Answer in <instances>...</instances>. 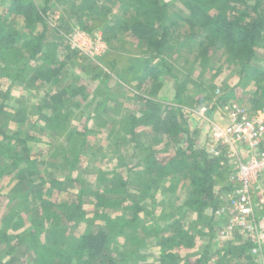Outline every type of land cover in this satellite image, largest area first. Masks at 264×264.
Segmentation results:
<instances>
[{"label":"trees","instance_id":"obj_1","mask_svg":"<svg viewBox=\"0 0 264 264\" xmlns=\"http://www.w3.org/2000/svg\"><path fill=\"white\" fill-rule=\"evenodd\" d=\"M42 1L43 5H39L37 0H4L2 3L6 8L0 12V87L3 80L11 81V85H20V82H24L23 76L28 72H33L36 79L43 84H58L63 78L61 74L67 68V52L61 43L50 42L48 28L52 25L53 31H62L64 23L67 21L62 18L53 25L51 23L53 22L52 12L55 9H60V7L65 8L72 1L76 2L72 8H78V2L82 4V1H84L85 6L89 0ZM122 1L125 11L134 10L135 13L129 18L117 19L115 23L108 22L103 27L104 33L102 35L105 40L119 42L123 39L133 38L140 47L148 52L149 56L134 59L132 65L126 67L125 71L130 72L131 77L129 84L138 89L139 92L136 97L142 106L136 114L115 117L109 138L115 137L117 139L116 147H127L130 143H135L136 148L144 150L147 146L146 142L149 143L151 147L148 146L142 152L140 150L141 153L147 152L144 156L140 155L137 163V166L140 165L143 168L142 173L146 174L144 183L147 185V190H152L154 187L158 189L168 181L171 182L173 188L178 182H187L185 185L187 198L183 205L178 207L177 213H172L171 219L175 220L178 215L181 217L173 222L170 227L168 226L173 236L167 239L161 247V264H180L178 259L183 260V257L174 254L173 251L181 248L192 250L197 245L196 237L189 229L180 224V218L185 219V216H190L192 213L202 218L201 213L207 209H212L214 212L220 209L223 204L216 192V184L219 182L221 186L226 185L227 171L222 168L221 158H212L206 151L198 150V133L191 131L189 120L181 107L185 103L182 85L177 83L174 105L158 99V94L164 86V83L160 81L163 70L166 69L165 71L168 73L172 72L164 57L171 55V52L177 47L182 49L187 47L190 53L195 54V62L207 63L210 61L211 52L214 50L221 51L223 56L236 66L239 79L232 91L220 97L219 103L222 104L221 101L226 102L235 97L237 95L236 88L240 89L250 79H254L259 84L254 96L264 95V71L260 68H254L253 65L255 61L260 59L259 50H264V0ZM178 8L181 9L175 10ZM79 9L78 11H80ZM88 9L91 13L98 14L93 15V17L88 16L89 18L86 17L85 20L81 18L79 22L83 30L92 33L93 28L88 27L89 24L98 21L102 11H107V13L112 11L104 6L101 9L97 8L94 3ZM81 13L84 12L81 11ZM185 28H188V34L184 33ZM196 38L200 39L198 47H194L185 41L182 42L185 39H194L195 41ZM13 58L17 62L24 61V63L17 69H10L12 65L10 60ZM37 59L42 60L40 67H35L34 61ZM149 59H161L162 65L150 67ZM138 62H141L142 67ZM84 72H88V70H84ZM133 73L135 77L131 76ZM121 79L125 83L127 82L124 78ZM77 80H80V77ZM103 82L106 83L105 80ZM146 89L147 91H145ZM71 91L73 90L67 87L63 91L50 90L47 93L48 97L40 107V118L45 120V129L52 127L58 132L63 121L67 119L62 117L66 99L77 94V92L82 93L84 87L72 94ZM109 92L110 90L107 89L108 95ZM108 95L102 107L107 104ZM4 109L5 105L1 103L0 116L5 114ZM45 110H51V113L43 115ZM101 111L102 108H100ZM210 114L212 115V111ZM5 128L0 122V166H3V160H5L2 155L10 156L13 143L18 142L23 145L24 151L27 153V158L23 160V164L19 165L18 171L25 172L30 180H33L34 177L41 178L40 171L32 163L33 151L39 148L31 145L32 143H41V137L27 132L23 138L19 139L17 133L9 135ZM140 128H144V130L148 128V131L140 133ZM88 131L87 128L83 133L71 132V137L78 134L86 136ZM143 137H148L146 142L141 141ZM68 140L70 141V137ZM160 144L166 147V151L171 146L175 151L177 148L175 155L166 153L165 157L160 158L158 149H154V146ZM80 157V153L76 151L73 153V157L70 156L67 159V164L71 165L72 172L64 181L58 179L51 181L49 184L51 187L54 186L52 189L45 192L46 182L43 179H40L41 187L29 183L28 195L38 200L39 217L31 221L34 225L33 230L23 236L8 234V226L5 227L6 229L0 230V238L4 237L2 245L10 244V238L13 236L12 239L15 238V240L10 252L18 248L24 252L23 257H29L33 254L34 259L30 260L31 264H58L57 261L62 258H65L69 263L74 258L77 264H130L134 259L137 260L134 261L136 262L134 264L141 263L138 261L140 258L139 248L143 247L145 243L131 233H127L126 230L127 227H131L140 220L143 209L138 204L126 207V211L132 212L130 219L110 217L107 213V211L114 210L116 206L123 207L124 203L128 201L127 196L121 200L108 197L117 192H123V194L127 192V181L123 180L122 173H120L124 167L123 162H119L116 168L109 173L110 176L105 171L101 172L98 179L99 183L92 186L86 180L84 181L80 175L73 176L76 163L81 159ZM93 159L96 160L97 158L93 156ZM28 163L29 168H26ZM12 167L13 165H8L7 169L4 166L0 167V180L10 176L8 173L11 172ZM132 170H128L129 174ZM68 182L79 186L77 197L71 203L67 200L55 203L52 200L55 195L54 191L59 188L58 191L63 192L60 189ZM104 182L110 183L103 186L102 183ZM118 187L119 189L116 190ZM4 196L0 194V203ZM15 197L22 199L23 203L28 199V196L22 194L13 198ZM88 204L97 210H95L92 219L88 218L86 208ZM21 206L20 203L13 210H17ZM101 209H103L102 213H100ZM71 220L76 224L84 223L89 228L96 227L98 231L94 233L89 230L79 236L72 233L71 237L67 239L63 232L67 230V222ZM211 231L214 232V227ZM44 232L48 233L47 236L51 238L48 243L42 241ZM61 235H63L62 240L67 241L65 248L53 246L54 240ZM121 238L125 239L126 244L131 246L117 260L111 247L114 241ZM132 246L134 249H131ZM251 246L250 244L232 242L222 254L203 253L198 256L194 264L215 263V258L219 264H233L234 261L238 262L236 264H240L241 259L245 257L247 260L252 255ZM17 259L20 260V258ZM16 262V258H12L11 261L0 262V264H14Z\"/></svg>","mask_w":264,"mask_h":264},{"label":"rangeland","instance_id":"obj_2","mask_svg":"<svg viewBox=\"0 0 264 264\" xmlns=\"http://www.w3.org/2000/svg\"><path fill=\"white\" fill-rule=\"evenodd\" d=\"M3 1L0 0V12L4 8L2 5ZM166 1L170 2L171 0ZM37 3L43 5L42 0H37ZM75 3L72 1L65 8L60 7V9H55L52 12L53 22L51 23L53 25L57 24V21L62 18L67 21L64 23L62 31H53L52 25L48 28L50 42L61 43L67 52V68L61 74L63 78L60 83L53 85L43 84L36 79L33 72H28L23 76L24 82H20V85H11V81L3 80L0 87V104L4 103L5 105V114L3 113L0 116V122L6 127L5 131L9 135L17 133L19 139L23 138L27 132L41 137V143L31 144L39 148L33 151L32 163L40 171L41 178L34 177L33 180H30L25 172L21 173L18 171L19 165L23 164V160L27 158V153L21 143H13L10 156L2 155L5 158L3 160L4 168L7 169L8 165H13V167L10 170L11 172L8 173L10 176L0 180V194L5 195L0 203V230L8 226V234L12 233L22 236L33 230L34 225H32L31 221L39 217V206L38 200L28 195L29 183L40 186L42 184L40 179H43L46 182L45 192L52 189L54 186L51 187L49 184L51 181L55 179L64 181L71 174V165L67 164V159L70 156L73 157V153L78 151L81 159L76 163V170H74L73 176L77 177L80 175L84 181L86 180L92 186L99 183L98 179L101 172L105 171L110 176L109 173L116 168L119 162H123L124 167H122L120 173H122L121 177L123 180L127 181V192L124 194L123 192H117L108 197L121 200L127 196L128 201L124 203L123 207L116 206L114 210L107 211V213L110 217L113 216L118 219L126 217L130 219L132 212L126 211V207L138 204L143 209L140 214V220L131 227H127L126 231L145 243L143 247L139 248L140 258L138 261H141L139 264H161V247L166 243L167 239L173 236L168 226L170 227L173 222L181 217L178 215L175 220H172L171 215L174 212L177 213L178 207L183 205L187 198L185 189L187 182H178L173 188L171 182L168 181L158 189L154 187L152 190H147V185L144 183L146 174L142 173L143 168L140 165L137 166V163L140 155H146L147 151L141 152L147 149L148 146L151 147L146 142L148 137L150 140V134L147 138L143 137L141 140L147 144L144 150L136 148L135 143H130L127 147H116L117 139L115 137L109 138L115 117L136 114L142 106L136 97L139 91L134 88V85L129 84L131 82L130 72L125 70L136 59L148 57L149 55L133 38H129V40L123 39L120 42L105 40L102 35L104 33L103 27L108 22L115 23L117 19L129 18L135 12L134 10L125 11L122 0H89V3L85 4V6L83 4L84 1H82V4L78 2L77 5L80 11H78L77 7L72 8ZM92 3L97 8L101 9L104 6L112 11L108 13L107 11H102L103 13L100 15L99 20L92 22L88 26L93 28V32L90 33L92 37H101L106 45L100 55L94 56L74 51L69 46L70 37L75 35L78 29L83 30L79 19H84L88 16L93 17V15L98 14L91 13L88 9ZM81 11L84 13H81ZM183 31L188 34V28ZM199 40V38H196L195 41L194 39H185L182 42L185 41L194 47H198ZM194 55L193 52H189L187 47L184 49L177 47L171 52V55L164 57L172 72L168 73L164 68L165 70L160 76V81L164 83L161 92L158 94L160 101H167L174 105L177 83L179 82L183 88L185 103L181 107L184 111L186 109L198 110L200 107L205 106L209 111H212V115L214 114L217 120L221 118L226 121L234 108H241L251 115L264 116V95L254 96L259 87V84L254 79L248 80L240 89L236 88L235 92L237 95L226 102L221 101L222 104H220V97L227 95L238 84L239 75L236 73V66L223 56L221 51L214 50L211 52L210 61L207 63L195 62ZM259 58L253 63L254 68H260L264 71V50L262 49L259 50ZM10 61H12L10 69L13 70L24 63V61L17 62L14 58ZM149 61L150 67L162 65L161 59H149ZM34 62L36 63L35 67L42 65V60L39 61L37 59ZM138 64L142 67L141 62H138ZM84 70H88V72H84ZM101 73L103 75L99 76L98 74ZM131 76L135 77V74L133 73ZM78 77H80V80H77ZM121 78H124L127 82L125 83ZM104 80L106 83L103 82ZM67 87L73 90L71 94L80 89L82 90V87H84V91L82 93L77 92V94L66 99L67 102L63 106L62 117L67 119L63 121L62 127L58 132L53 130L52 127L45 129V120L42 117L40 118V107L46 101L47 93L50 90L63 91ZM8 88L10 91L7 90ZM107 89L110 90L109 95L107 94ZM107 95L109 96L108 101L111 99V102L102 107ZM100 108H102V112H100ZM48 113L50 114L51 110H45L43 115ZM209 121L199 119L193 115L190 117V129L192 132L198 133L197 148L199 151L205 149L207 131L209 125H211ZM213 121L211 119V122ZM87 128L89 129L88 135L78 134L71 137V132L83 133ZM139 130L141 131L140 133H145L148 128H145V130L140 128ZM69 137L70 141L68 140ZM154 149H158L160 158L165 157L166 153L175 155L177 151V148L175 151L172 146L166 151V147L163 144L154 146ZM93 156L97 159L94 160ZM26 168H29V163ZM129 169H133L130 174L128 172ZM109 183L106 184L104 182L102 185L106 186ZM111 185L114 186V184ZM223 186L218 182L216 184V192L218 193ZM58 189L54 191L55 195L52 200L55 203L64 202L65 200L71 203L77 197L79 186L68 182L60 189L63 192H59ZM118 189L119 187L116 190ZM18 194L28 196V199L23 203V200L19 197L13 198ZM224 199L226 200L225 197L222 198L220 196V201L223 206H226L227 203ZM20 203L22 204L21 208L13 210ZM86 208L88 218L92 219L97 211L96 208L91 204H88ZM102 212L103 209L100 210V213ZM201 215L203 217L199 218L197 214L192 213L190 216H185V219L183 217L180 218V224L189 229L197 239V245L194 249L181 248L173 251L174 254H179L183 257V260L178 259L180 264H194L198 256L206 252L210 255L222 254L232 242L249 244L248 240H245V236L236 235L232 240L226 239L224 241L221 234H219L232 225L233 214L228 215L227 213L215 216L212 209H207ZM213 227L214 232L211 231ZM89 230L94 233L98 231L96 227L89 228L84 223L76 224L71 220L67 222V230H64L63 235L65 234L68 239L72 233L79 236ZM47 235L48 233L46 232L42 235V241L46 243L51 239ZM63 235L54 240L53 246L59 248L67 247V241L62 240ZM3 238H0V262L5 263L6 261H11L12 258H16L17 262L14 264H29L30 260L34 259L33 254L29 255V257H23L25 255L24 252L20 249L18 250V248L10 252L15 238L12 239V236L10 244L2 245ZM130 246V244H126L123 238L114 241L111 249L115 259L119 260L123 256L122 253L128 251ZM253 247L251 246V250ZM131 249H134V247L132 246ZM17 258H20V260ZM216 260L217 258L214 259L215 263L211 264H219ZM134 261L137 260H132L130 264L136 263ZM57 262L58 264H77L74 258L70 263L65 258L59 259ZM236 263L238 262H233V264ZM240 264H264V251L256 253L254 256L251 255L247 260L244 257L241 259Z\"/></svg>","mask_w":264,"mask_h":264},{"label":"built area","instance_id":"obj_3","mask_svg":"<svg viewBox=\"0 0 264 264\" xmlns=\"http://www.w3.org/2000/svg\"><path fill=\"white\" fill-rule=\"evenodd\" d=\"M73 36V37H72ZM70 37L72 50L90 56L100 55L105 43L101 37L78 29ZM209 110L186 109L190 120L193 115L209 121ZM197 115V116H196ZM204 151L212 158H221L227 171V183L218 191L227 205L214 212L215 216L233 214L232 225L222 233V239L232 240L241 235L253 247L252 256L264 251V116L251 115L241 108H234L226 125L209 121ZM228 191V193H226ZM224 193V194H223ZM221 238V237H220ZM248 238V239H247Z\"/></svg>","mask_w":264,"mask_h":264},{"label":"crops","instance_id":"obj_4","mask_svg":"<svg viewBox=\"0 0 264 264\" xmlns=\"http://www.w3.org/2000/svg\"><path fill=\"white\" fill-rule=\"evenodd\" d=\"M5 8H6V7L4 6L3 9H5ZM108 98H109V96H108ZM109 100H110V101H108L107 103L111 102V99H109ZM105 106H106V105H105ZM105 106H104V107H105ZM101 112H102V111H101ZM210 112H211V111H209V113L207 114V118H208V119H210V120L213 119V120H214L213 122L216 121L215 123H217V124H219V125H223V126L226 125V123H227L226 120L221 119V118L217 120V118H215V115H214V114L211 115ZM197 118H199V117H197ZM199 119H200V118H199ZM199 135H200V133H199Z\"/></svg>","mask_w":264,"mask_h":264}]
</instances>
